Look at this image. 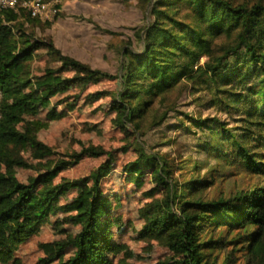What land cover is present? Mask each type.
<instances>
[{
    "label": "trees",
    "instance_id": "trees-1",
    "mask_svg": "<svg viewBox=\"0 0 264 264\" xmlns=\"http://www.w3.org/2000/svg\"><path fill=\"white\" fill-rule=\"evenodd\" d=\"M140 2L146 23L115 47V76L38 37L53 23L0 13V264H23L19 247L44 227L63 232L54 217L73 192L64 210L76 230L65 241L41 244L40 264H115L124 251L117 235L127 224L116 213L120 199L103 185L117 153L131 148L139 156L123 174L138 189L152 184L138 239L169 252L161 264H264V0ZM43 50L62 68L35 76ZM106 79L118 87L108 105L113 124L131 145L61 155L40 140L65 117L54 100L77 93L65 104L75 111L89 86ZM29 150L34 163L24 156ZM103 157L88 176L51 185L66 169ZM19 169L32 173L26 182ZM132 258L127 250L122 264H134Z\"/></svg>",
    "mask_w": 264,
    "mask_h": 264
},
{
    "label": "rangeland",
    "instance_id": "rangeland-1",
    "mask_svg": "<svg viewBox=\"0 0 264 264\" xmlns=\"http://www.w3.org/2000/svg\"><path fill=\"white\" fill-rule=\"evenodd\" d=\"M143 8L140 0H65L62 15L46 30L39 28L37 35L52 38L65 55L115 76L119 69L115 47L122 41L132 39L134 29L146 23ZM149 20L152 21L151 18L147 21ZM61 68V63L46 50L38 53L33 65L35 76H42L47 69ZM65 76L71 77L73 73L67 70ZM117 89V83L111 79L90 85L75 111L67 110L65 104L66 100L68 103L72 102L77 93L71 92L57 98L54 103L58 105V112L66 110L65 117L42 131L40 140L61 155L66 151L80 152L83 147L91 145L103 146L108 151L128 147L132 144V139L114 126L115 116L108 109ZM92 93H102L103 99L96 103L87 101L86 97ZM24 156L29 163H34L31 150L25 152ZM138 156L134 148L128 153L118 152L115 170L103 185L106 194L120 199L116 213L127 224L124 233L117 235V241L124 246V251L117 256L115 264H122L127 250L132 254L133 258L130 260L134 264H161L171 258L169 252L158 244L138 239V231L142 229L139 213L148 203L144 193L152 188V184L147 180L144 187L138 189L122 172L123 166ZM106 160V157L87 158L77 167L66 169L51 185L88 176ZM17 175L21 182H26L32 173L19 169ZM75 197V192L70 193L57 208L58 214L54 217V222H64L63 232L55 225L46 226L38 235L19 247L17 256L23 264H40V259L44 258L41 244L65 241L75 232L76 229L69 223V215L64 210L65 205Z\"/></svg>",
    "mask_w": 264,
    "mask_h": 264
},
{
    "label": "built area",
    "instance_id": "built-area-1",
    "mask_svg": "<svg viewBox=\"0 0 264 264\" xmlns=\"http://www.w3.org/2000/svg\"><path fill=\"white\" fill-rule=\"evenodd\" d=\"M65 0H0V13L13 10L17 13L29 14L33 19L43 23L54 22L61 12ZM3 93L0 90V105ZM1 117V113H0Z\"/></svg>",
    "mask_w": 264,
    "mask_h": 264
}]
</instances>
